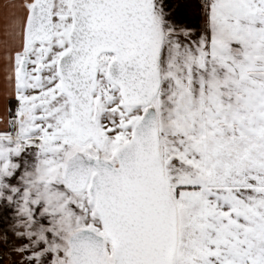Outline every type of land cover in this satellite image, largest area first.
<instances>
[{"label": "snow or ice", "instance_id": "snow-or-ice-1", "mask_svg": "<svg viewBox=\"0 0 264 264\" xmlns=\"http://www.w3.org/2000/svg\"><path fill=\"white\" fill-rule=\"evenodd\" d=\"M0 0V264H264V0Z\"/></svg>", "mask_w": 264, "mask_h": 264}, {"label": "rangeland", "instance_id": "rangeland-1", "mask_svg": "<svg viewBox=\"0 0 264 264\" xmlns=\"http://www.w3.org/2000/svg\"><path fill=\"white\" fill-rule=\"evenodd\" d=\"M190 7H182L180 11L185 15L189 22H193L199 19V8L196 0L190 1Z\"/></svg>", "mask_w": 264, "mask_h": 264}, {"label": "crops", "instance_id": "crops-1", "mask_svg": "<svg viewBox=\"0 0 264 264\" xmlns=\"http://www.w3.org/2000/svg\"><path fill=\"white\" fill-rule=\"evenodd\" d=\"M2 112H3V105L2 103H0V114H2Z\"/></svg>", "mask_w": 264, "mask_h": 264}, {"label": "built area", "instance_id": "built-area-1", "mask_svg": "<svg viewBox=\"0 0 264 264\" xmlns=\"http://www.w3.org/2000/svg\"><path fill=\"white\" fill-rule=\"evenodd\" d=\"M190 1H194V0H190Z\"/></svg>", "mask_w": 264, "mask_h": 264}]
</instances>
